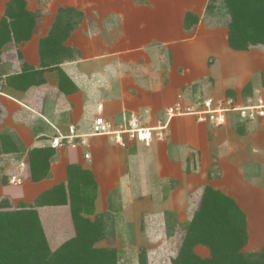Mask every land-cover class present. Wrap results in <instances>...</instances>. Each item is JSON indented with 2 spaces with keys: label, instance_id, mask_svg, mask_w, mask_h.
Returning a JSON list of instances; mask_svg holds the SVG:
<instances>
[{
  "label": "crops",
  "instance_id": "0c3cea01",
  "mask_svg": "<svg viewBox=\"0 0 264 264\" xmlns=\"http://www.w3.org/2000/svg\"><path fill=\"white\" fill-rule=\"evenodd\" d=\"M138 1L122 5L116 0H109V3L102 0H56L51 15L36 12L38 16L31 39L17 48L21 59L18 64L14 60L11 61L17 55L14 53L13 43L5 46L4 53L13 51L14 56L9 55L5 59L3 55V63L0 66L4 78L1 82L6 83L4 90L0 88V105L3 106L4 112L0 116V199L7 197L14 206L20 203L35 204L47 191L63 182L67 184L70 170L74 172L78 168L79 171L91 174L96 182L95 213L91 218L94 220L99 214L104 215L103 225L106 233L113 232L117 225H121V228L127 225L130 234L138 224L136 218H142L137 215V211L142 214L151 210L153 205L160 207L157 215H154V218L158 217L153 222L154 229L162 225L167 209L180 206L187 208L189 214L194 212L188 209L195 208L196 202L189 193L193 186L190 187L188 183L190 176L187 173L188 164L192 161V166L195 164L197 168L207 171V176L198 180L201 183L198 188L202 190L210 185L233 198L246 214L247 247L252 250L264 248V117L245 121L239 116H229L227 123L220 127H214L210 123H198L194 117L193 121L188 120L189 116L172 117L165 130V138L152 140L149 145L128 139L126 135L125 144L121 145L112 139L113 135L92 133L95 115L102 114L117 126L129 120L132 114H149L146 108L150 106L146 99L150 98L152 91L163 88V80L159 79L156 70L159 67L156 66V61L166 58L168 53L161 49H152L151 42L143 43L151 51L142 50L143 47L119 50V42L122 45V41H125L123 35L126 30L138 28L142 37L165 44L170 55H175L176 58L179 50L176 53L170 45L175 36L171 34L170 28L177 26L175 10L183 11L184 20L194 27L203 22L207 0ZM30 5L29 1L27 10L35 11ZM37 7L39 8V5ZM70 7H73V12ZM129 7L132 13L126 16L123 11ZM223 7L218 1L212 11L217 14L219 10H224ZM207 9L210 8L206 6ZM0 10L3 11L2 6ZM57 14L61 18L59 21ZM1 17L2 14L0 19ZM71 18L74 21L80 20V24L66 37L64 46L69 50L70 57H65L58 64L44 70L40 58L41 41L49 38L51 30L57 24L56 21L64 23ZM225 35L222 38L221 34L213 32L211 43L201 39L203 43L200 47L194 51L184 50L181 54L186 55L187 63L194 70L202 67L200 70L208 74L213 70L216 79H219L223 86L235 89L252 81L255 89L251 99L256 100L260 95L255 93L257 94L258 90L264 91L261 86L263 80L258 73L264 70V53L232 49L227 44ZM229 52H232L234 57L239 53L248 55L249 64L254 61L257 68L252 69L250 64L246 69L240 66L236 70L232 69V64L239 60L235 58L225 64L222 55L226 54L228 57ZM210 54L215 55V61L208 65L205 62ZM25 64L34 67L35 71H44L41 75L43 84L28 92L7 82V79L21 74ZM169 76L173 82V74L169 73ZM32 82H39L38 77H34ZM136 89L142 91L139 98L135 97L140 94ZM36 91L47 93L43 97L41 108L36 107ZM134 91L136 93H133ZM146 93L148 95L145 99ZM156 95L155 93L154 96ZM5 103H12L15 111H11ZM24 113L29 114L31 123L36 126V130H30L28 127L26 129L27 135H31L30 141H25L23 134L19 133L13 124L15 119L23 122L26 116ZM164 117H167L166 113ZM172 124L176 125L178 133L172 128ZM236 124L247 127L245 133H231L230 126ZM209 131L212 133H207ZM56 137L64 142L65 146L66 142L72 144L65 148H53L46 177L37 181L26 179L21 183H13L11 179L9 182L7 178L1 179L5 169L2 166L9 157L16 159L13 155L18 147L23 144L31 148L50 147ZM83 140L84 143L81 142ZM192 154L196 156L191 160ZM206 157L213 160V166H210V160L206 161ZM23 160H28V157L25 156ZM64 164L68 166V176L62 172ZM72 167L74 168L71 169ZM211 170L212 177L209 179L208 173ZM252 172L258 177L250 176ZM15 180H18L17 176ZM194 181L197 179L192 183ZM57 207L59 208L55 204L35 206L40 216L44 209ZM107 225L110 228H107Z\"/></svg>",
  "mask_w": 264,
  "mask_h": 264
},
{
  "label": "rangeland",
  "instance_id": "374dc122",
  "mask_svg": "<svg viewBox=\"0 0 264 264\" xmlns=\"http://www.w3.org/2000/svg\"><path fill=\"white\" fill-rule=\"evenodd\" d=\"M11 0H0V6H2L3 11L0 10V14H2V17L5 15L9 2ZM31 2L30 8L36 9L35 11L29 10L33 17L38 16L36 12L39 13H46V14H52V9L53 6L56 3V0H29ZM28 0H24L25 2V7H27V4L29 2ZM105 3L108 2L109 0H102ZM114 2V0H110V2ZM120 2V4L124 3H129L130 2H139L138 0H116ZM143 1V0H141ZM147 1V0H144ZM208 0L205 2V9H204V15H203V22L197 23L196 26H192L191 24L187 23L186 20H184L185 13L180 10H175V15L174 18L175 20L177 19V26L170 28L171 34H175L173 36L172 42H170L171 47L173 50L177 53L179 50V54L183 52L184 50H190L194 51L197 47H200L199 45L202 44V40H207V42L211 43L212 41V33L218 32L221 34V37L225 38L227 40V44L229 45L228 41V35H229V21L231 19L229 10L225 7V5L222 3V0ZM220 1L222 5L224 6V10H219V12L216 14L214 11H212L213 7L215 6L216 2ZM209 5H208V3ZM16 5V4H15ZM14 5V6H15ZM39 5V8L37 7ZM40 5H42L40 8ZM123 5V4H122ZM19 7L21 6L20 4L18 5ZM206 6L209 7L210 9L209 12L206 10ZM74 7V6H73ZM73 7H70L71 12H73ZM124 14L130 15L132 11L129 9L124 8ZM206 12V13H205ZM209 13V15L207 14ZM198 15V14H197ZM73 16V13H72ZM194 16V15H193ZM212 16V17H211ZM215 16V17H214ZM1 17V18H2ZM51 17V16H50ZM57 20H61L60 16L58 14L56 15ZM75 16H73L74 18ZM220 18V19H219ZM219 19V20H217ZM52 20V19H50ZM56 20V18H55ZM72 20V21H71ZM70 21L65 20L64 23L57 22V26H54V28L58 27L60 30L58 31L61 35H66L67 37L69 36L68 29H74L78 24H80V20L77 19V21H74L71 18ZM217 21V22H216ZM55 22V23H56ZM36 24V22H35ZM169 24V23H168ZM173 25V23H172ZM165 27V26H164ZM162 27V30L163 28ZM178 30H177V29ZM123 38H125V41H122V45L119 42V45L121 46L119 50L121 51H126V50H135V49H141L142 50H149V47H145L143 45L151 42L152 49L156 48L161 49L162 51H166L168 55L166 58H159L156 61V66H159L156 70L157 73L159 74V79L163 80V88L161 90H156L152 91V93L149 95L150 98H147L148 93L144 95L145 99L147 100L148 108L146 110L149 111V114H138L136 115L139 117L142 122L145 125L151 126V125H156L158 122L166 120L167 117H164V114L166 113V108L169 106H176L178 103L182 105H191L194 106L196 101H200L201 99L205 97H214V98H222V97H234L235 99H238L239 102H244L248 98H251L254 95V85L252 84V81L247 82L243 86L236 87L235 89H232L228 86H223L222 82L219 79H216V75L213 73V70H211V73L208 74L206 71L203 72L200 69L202 67H199V70H194V68L187 63V60L185 59L186 55L184 56L181 54L180 57L176 54L175 55H170L169 48L168 46H165V44L162 45L160 41H157L155 39H149L148 37H142V33L138 28L132 29V30H126V33L123 35ZM66 39L63 38H58V41H60L59 45H55L52 49V52L50 55L46 56V60L43 61L42 59V64L41 67H44V70H47L48 68L52 67V65H55V63L62 61L65 57H70L69 50H67V47L64 46L66 45ZM211 40V41H210ZM197 41V42H196ZM141 42V43H140ZM22 43L15 44L14 47H19ZM230 47V46H229ZM232 48V47H230ZM166 49V50H165ZM233 49V48H232ZM187 50V51H188ZM151 51V50H149ZM247 51V50H245ZM248 51H260L264 53V45L261 47H253L248 49ZM14 53L17 54V50L14 48ZM229 56L226 57V54L222 55V60L223 62L230 63L232 60L235 58L239 61H236V63L232 64V69L236 70L238 66H240L242 69H246L250 67L255 69L257 68V63L254 61L250 62L249 56L244 55V54H238L241 55V57L238 55L236 57L233 56L232 52H229ZM9 55H13V51L11 53H4V58L7 59ZM231 55V58H229ZM16 57L13 58L11 61H16L18 64L20 62V57L15 55ZM41 58V57H40ZM175 58V59H174ZM138 60V58H137ZM148 60V59H147ZM215 61V55L210 54L207 58V62H205L208 65H211L212 62ZM198 64V63H197ZM247 65H249L247 67ZM210 67V66H208ZM219 67V66H218ZM217 70L220 69L217 68ZM230 71V70H229ZM247 71V70H245ZM43 69L38 70V71H29L30 74L34 73L35 78L39 79V82H30V78L28 77L27 79H21L20 83L27 82L24 85V89L28 92L32 88L38 87L43 84V80L41 79V75L43 73ZM169 73H172V79L173 82H171V78H169ZM258 74L262 80V87H264V70L258 71ZM33 76V75H32ZM257 76V75H256ZM165 78V79H164ZM8 82L11 83L10 79H7ZM6 83H2L0 81V88L2 90L4 85ZM13 87L16 85L11 83ZM168 85V86H167ZM138 90V91H137ZM137 94L135 97L139 98L142 95V91H139V89H136ZM134 91L133 93H136ZM132 92V91H131ZM155 93L157 94L156 96ZM252 93V94H251ZM47 95L46 92H41V91H36L35 94V99H36V104L37 108H41L43 103V97ZM255 95H264V91L258 90L257 94ZM7 107L12 109L11 111H15V107L13 106L12 103H5ZM4 105V104H3ZM3 112V106L0 105V116ZM24 121L19 122V119H15V122L13 124L16 126L17 131L19 133H22L25 141H30L31 135H27V127L31 129L36 130V126H34L33 123H31V117L29 114H23ZM102 115V114H101ZM99 115H95L97 117ZM229 116L231 117H237L240 115L238 113H230ZM66 117V116H65ZM180 117H186V116H180ZM188 117V116H187ZM165 118V119H164ZM189 121H193V117H188ZM17 122V123H16ZM26 122V123H24ZM245 122V121H242ZM241 126V125H240ZM239 124L236 125H231L230 126V132L231 133H245L246 128L243 126L240 127ZM40 127V126H39ZM214 127H220V126H214ZM172 128L178 133L176 125L173 126ZM207 133H212L211 131ZM40 134V133H37ZM109 139L111 137L109 136ZM112 139H115L114 136H112ZM54 140V139H53ZM63 141V140H62ZM68 141V140H67ZM82 142V141H81ZM53 143V142H52ZM64 142H61L60 144L56 147L63 146L65 148L66 146H70L71 144L69 142H66V146L63 145ZM52 145V144H51ZM53 146V145H52ZM41 147V148H31V146H26L22 145L21 147L17 148L16 154L13 156L16 158L14 159L13 157H9L6 159V163L2 166L4 169V173L2 174L1 179L7 178V180L10 182L15 181L21 183L22 180L30 179L32 181H35L34 178L42 174L44 172L42 166L44 164H38V159L42 160V162L45 163V161L48 160V163H50V158L53 155V148L52 147ZM29 148V149H28ZM28 157V160L24 161V157ZM89 156V153L86 154V157ZM193 156L195 157L196 154H192L190 159H193ZM206 161L210 160L209 157H206ZM190 160V161H191ZM195 162V161H194ZM210 166L214 165L213 160H210L209 162ZM14 166L18 167L15 169H12L11 167ZM12 169V170H11ZM17 169V171H16ZM78 169V168H77ZM79 170V169H78ZM63 174H66L68 176V166L64 164L62 168ZM206 169H199L195 166H192V161L189 162L188 164V171L187 173L189 174L188 178V183L190 184V195L191 198L194 197L196 199L195 202V208L189 207L188 209L193 210L194 212H191L189 214V210L187 211V208L185 209L184 207L177 206L176 209L171 208L167 209L166 215H165V220L163 221L162 225L159 227H156L155 229L152 228L153 222L155 219L158 217L154 218V215H157V213L160 210V207L157 205H153V208L151 210H148L146 212H141L137 211V215L142 218H136L137 220V226L133 227L135 231L132 229V233H128V227L123 226L121 228V225L115 226L113 229V232H110L109 234L106 233L105 239L101 240L96 244L98 247H110L114 248L117 250V259H118V264H139V256L141 254L147 255V263L148 264H172V260L177 256L178 252L180 251V248L183 244L184 238L189 231L192 218L197 212V209L200 207L204 194L206 193V190L208 187L214 189L212 186H207L206 188L200 190L198 188L201 183H199L202 178L200 177H206ZM212 170L208 173L209 174V179L212 177ZM137 175V172H135ZM251 174V173H250ZM16 176L18 177V180H15ZM248 176V175H247ZM252 177H258V175H255L254 172L250 175ZM251 177V178H252ZM250 178V177H249ZM20 179V181H19ZM197 181L193 182V180ZM64 183V182H63ZM65 184V183H64ZM204 185V184H203ZM66 187V193H67V201L65 204H56V206H59V208H52V209H44L41 211V216L38 213V220L42 229L43 234L47 237L48 244L51 248V250H57L59 249L66 240L71 239L75 236V227L73 224V217H72V200H71V195H70V189L68 187V182L65 184ZM92 192V191H91ZM7 197H2L0 199V206L5 207V209H14L17 207L14 206L11 202L10 199ZM183 199V198H182ZM234 200L233 198H231ZM236 206L239 208L241 211V215L244 216L246 219V214L243 211V209L237 204L236 201H234ZM91 205V203H89ZM37 210V209H36ZM132 210H130L131 212ZM38 212V210H37ZM119 215H121V212L118 210L117 211ZM225 215H227V212H223ZM189 214V216H187ZM229 220L231 218L235 217V219H239L241 216L238 214L235 215H229L227 216ZM120 220V219H119ZM132 220V218H131ZM128 220V221H131ZM127 221V222H128ZM132 222V221H131ZM247 223V222H246ZM110 224V223H109ZM133 224V223H132ZM231 228L234 227V220L230 222ZM107 228H110L107 225ZM118 230V232H117ZM122 231V232H121ZM134 231V232H133ZM246 232H247V239L246 243L240 248V251L245 254H251L254 252H259L262 249L259 250H252L247 247V241H248V231H247V225H246ZM192 251L197 254L199 257L205 258V257H210L211 256V250L210 247L205 245V244H195L193 246Z\"/></svg>",
  "mask_w": 264,
  "mask_h": 264
},
{
  "label": "trees",
  "instance_id": "16d2710c",
  "mask_svg": "<svg viewBox=\"0 0 264 264\" xmlns=\"http://www.w3.org/2000/svg\"><path fill=\"white\" fill-rule=\"evenodd\" d=\"M222 3L231 17L229 46L235 50L263 46L264 0H222ZM35 26V17L25 7L24 0H11L5 15L0 19V66L5 46L11 43L15 46L30 40ZM59 30L58 27L53 28L49 38L41 41L40 56L43 61L51 54L53 47L59 45L58 38L67 37L58 34ZM17 48L18 46L15 49L20 55ZM31 70L35 71V68L25 64L21 74L9 78L11 83L24 88L28 77L30 82L34 80V73L28 74ZM21 79L27 80L20 83ZM1 80L4 81V78L0 71ZM39 159L37 163L44 164V172L37 175L35 181L43 179L49 173L48 160L44 163ZM68 187L76 234L57 250H51L47 237L42 232L35 206L65 204L67 193L64 183L47 191L35 204L20 203L14 209L0 206V264H118L116 249L96 246L105 239L106 232L104 215L99 214L94 220L91 218L95 213L94 200L97 193L94 178L87 171L70 170ZM230 214L241 216L239 219L231 218L234 220L233 228L227 217ZM246 225V219L234 200L221 191L208 187L172 264H264V249L251 254L240 251L247 239ZM195 244L209 246L211 256L199 257L192 251ZM139 264H148L145 253L139 256Z\"/></svg>",
  "mask_w": 264,
  "mask_h": 264
},
{
  "label": "built area",
  "instance_id": "2783aa9c",
  "mask_svg": "<svg viewBox=\"0 0 264 264\" xmlns=\"http://www.w3.org/2000/svg\"><path fill=\"white\" fill-rule=\"evenodd\" d=\"M230 113H238L245 121H255L263 118L264 96L260 95L256 100L249 98L246 102H239L234 97H205L200 101H196L194 106L178 103L176 106L166 108V120H160L158 124L152 126L145 125L139 117L133 114L129 120L117 126L103 115H99L94 119L92 133L113 135L116 142L121 145L125 144V135L128 139L138 140L149 145L152 140H163L165 138V130L169 126L172 117L192 116L198 123L223 126L227 123ZM59 144L60 139L58 137L54 138L52 145L56 147Z\"/></svg>",
  "mask_w": 264,
  "mask_h": 264
}]
</instances>
